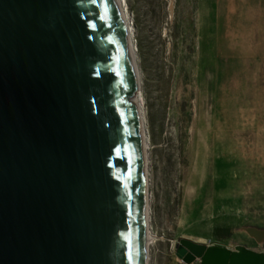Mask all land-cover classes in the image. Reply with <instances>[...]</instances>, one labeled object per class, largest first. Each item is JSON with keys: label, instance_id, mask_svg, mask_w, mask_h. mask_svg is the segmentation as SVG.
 Returning a JSON list of instances; mask_svg holds the SVG:
<instances>
[{"label": "water", "instance_id": "water-1", "mask_svg": "<svg viewBox=\"0 0 264 264\" xmlns=\"http://www.w3.org/2000/svg\"><path fill=\"white\" fill-rule=\"evenodd\" d=\"M124 22L120 0H0V264H146L140 74ZM175 254L264 264V251L187 236Z\"/></svg>", "mask_w": 264, "mask_h": 264}, {"label": "rangeland", "instance_id": "rangeland-1", "mask_svg": "<svg viewBox=\"0 0 264 264\" xmlns=\"http://www.w3.org/2000/svg\"><path fill=\"white\" fill-rule=\"evenodd\" d=\"M127 3L150 141L149 264H187L185 236L264 251L246 230L264 229V0Z\"/></svg>", "mask_w": 264, "mask_h": 264}, {"label": "bare ground", "instance_id": "bare-ground-1", "mask_svg": "<svg viewBox=\"0 0 264 264\" xmlns=\"http://www.w3.org/2000/svg\"><path fill=\"white\" fill-rule=\"evenodd\" d=\"M120 8H121V11L123 13V17H124V24H125V27L127 29V32H128V36H129V44H130V47H131V50L133 52V55H134V59H135V62H136V65L138 67V71H139V74H140V70H139V65H138V49H137V43L134 39V24L132 25L130 22V18L128 19V3H127V0H120ZM142 84H141V78H140V75H139V86H138V90H137V93H135L134 95V101L136 102L137 106L139 107V118H140V121H141V134H142V139H143V154H144V172H145V181H144V184H145V193H146V247H147V252H146V264H149V245H150V240H151V232L150 231V228H149V217H150V209H149V199H150V196H149V190H148V182H149V177H148V168L147 167L148 165V148L147 146H149L148 142V139H147V133H146V127H145V122H146V116L145 114L143 113L144 111V107H143V99H142ZM149 136V135H148ZM256 227V226H254ZM258 229H254L252 232L255 234L252 235L254 236L255 238H262L264 237V231H260V230H264V229H259V227H257Z\"/></svg>", "mask_w": 264, "mask_h": 264}]
</instances>
